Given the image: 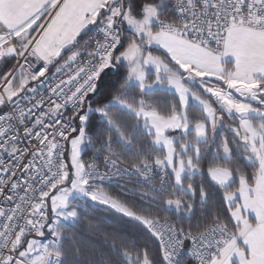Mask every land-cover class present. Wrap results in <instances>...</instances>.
<instances>
[{
  "label": "snow or ice",
  "instance_id": "6c2138e0",
  "mask_svg": "<svg viewBox=\"0 0 264 264\" xmlns=\"http://www.w3.org/2000/svg\"><path fill=\"white\" fill-rule=\"evenodd\" d=\"M184 255L264 264V0H0V264Z\"/></svg>",
  "mask_w": 264,
  "mask_h": 264
},
{
  "label": "built area",
  "instance_id": "2783aa9c",
  "mask_svg": "<svg viewBox=\"0 0 264 264\" xmlns=\"http://www.w3.org/2000/svg\"><path fill=\"white\" fill-rule=\"evenodd\" d=\"M185 261L191 262L192 264H194V262L191 260V258L187 257L186 255H184L182 257Z\"/></svg>",
  "mask_w": 264,
  "mask_h": 264
},
{
  "label": "trees",
  "instance_id": "16d2710c",
  "mask_svg": "<svg viewBox=\"0 0 264 264\" xmlns=\"http://www.w3.org/2000/svg\"><path fill=\"white\" fill-rule=\"evenodd\" d=\"M170 215H172L173 217H175L176 216V213L173 211V212L170 213ZM186 262H187V264H192L191 262H188V261H186Z\"/></svg>",
  "mask_w": 264,
  "mask_h": 264
}]
</instances>
